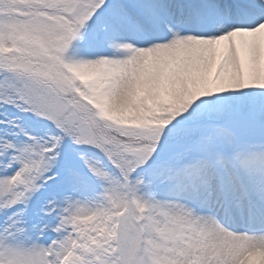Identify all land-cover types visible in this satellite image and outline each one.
Listing matches in <instances>:
<instances>
[{"label": "snow or ice", "instance_id": "snow-or-ice-1", "mask_svg": "<svg viewBox=\"0 0 264 264\" xmlns=\"http://www.w3.org/2000/svg\"><path fill=\"white\" fill-rule=\"evenodd\" d=\"M0 264H264V0H0Z\"/></svg>", "mask_w": 264, "mask_h": 264}]
</instances>
